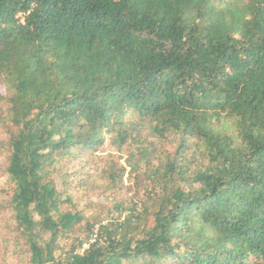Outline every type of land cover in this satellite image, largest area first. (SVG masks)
Listing matches in <instances>:
<instances>
[{
	"label": "trees",
	"instance_id": "trees-1",
	"mask_svg": "<svg viewBox=\"0 0 264 264\" xmlns=\"http://www.w3.org/2000/svg\"><path fill=\"white\" fill-rule=\"evenodd\" d=\"M0 167V264H264V0H0Z\"/></svg>",
	"mask_w": 264,
	"mask_h": 264
},
{
	"label": "rangeland",
	"instance_id": "rangeland-1",
	"mask_svg": "<svg viewBox=\"0 0 264 264\" xmlns=\"http://www.w3.org/2000/svg\"><path fill=\"white\" fill-rule=\"evenodd\" d=\"M176 147L175 142H170L167 144L166 149L168 151H174ZM114 150L108 146L103 148L99 153L98 158H92L90 156H82L77 158L69 165L70 173H75L77 171L83 170L85 173L94 175L93 179L87 186H82L79 184V178H70L69 182L71 186L68 193L73 196L74 203L77 205L78 210H84L86 217L92 220H97L96 227L100 224L104 225L115 219L122 214V217L127 215V212H111L113 210L115 202L124 201L126 206H131L134 200V193L127 195L126 190L121 191H107V183L100 181L96 176L97 172L102 170L106 164H108L110 155H114ZM98 168V171L95 170ZM1 169V167H0ZM6 183V177L0 178V187H3ZM62 191V188H61ZM105 192V193H104ZM145 191L143 189L138 190L139 197L143 199ZM85 225V224H83ZM9 264H21L18 260H12Z\"/></svg>",
	"mask_w": 264,
	"mask_h": 264
},
{
	"label": "built area",
	"instance_id": "built-area-1",
	"mask_svg": "<svg viewBox=\"0 0 264 264\" xmlns=\"http://www.w3.org/2000/svg\"><path fill=\"white\" fill-rule=\"evenodd\" d=\"M20 18L23 19V15H20ZM105 225V224H104ZM99 239V227H95L93 230L91 242L94 243ZM85 248H88V245L85 246Z\"/></svg>",
	"mask_w": 264,
	"mask_h": 264
}]
</instances>
